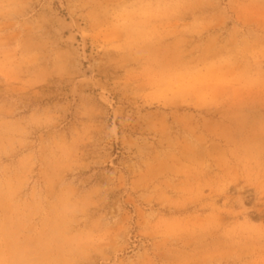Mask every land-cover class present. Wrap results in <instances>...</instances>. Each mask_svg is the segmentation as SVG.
I'll list each match as a JSON object with an SVG mask.
<instances>
[{
    "label": "rangeland",
    "instance_id": "rangeland-1",
    "mask_svg": "<svg viewBox=\"0 0 264 264\" xmlns=\"http://www.w3.org/2000/svg\"><path fill=\"white\" fill-rule=\"evenodd\" d=\"M0 264H264V0H0Z\"/></svg>",
    "mask_w": 264,
    "mask_h": 264
}]
</instances>
